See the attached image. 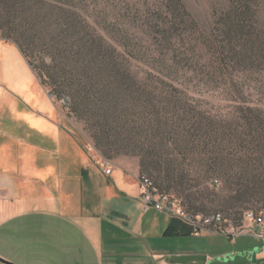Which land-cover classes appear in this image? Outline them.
I'll return each instance as SVG.
<instances>
[{"label":"rangeland","instance_id":"374dc122","mask_svg":"<svg viewBox=\"0 0 264 264\" xmlns=\"http://www.w3.org/2000/svg\"><path fill=\"white\" fill-rule=\"evenodd\" d=\"M0 27L71 80L70 105L52 100L87 153L148 178L190 214L232 222L264 210V0H0ZM201 238L207 253L261 247ZM0 255L30 261L1 243ZM219 259L206 263L242 260Z\"/></svg>","mask_w":264,"mask_h":264},{"label":"crops","instance_id":"0c3cea01","mask_svg":"<svg viewBox=\"0 0 264 264\" xmlns=\"http://www.w3.org/2000/svg\"><path fill=\"white\" fill-rule=\"evenodd\" d=\"M140 194L136 171L112 165L105 175L93 165L84 139L18 48L0 39L1 244L25 253V264H208L216 256L264 264V240L254 237L261 247L246 255L236 246L196 250L203 235L194 237L179 219L144 209ZM41 233L44 239L33 237ZM36 244L45 251L36 252Z\"/></svg>","mask_w":264,"mask_h":264},{"label":"built area","instance_id":"2783aa9c","mask_svg":"<svg viewBox=\"0 0 264 264\" xmlns=\"http://www.w3.org/2000/svg\"><path fill=\"white\" fill-rule=\"evenodd\" d=\"M67 99L60 100L61 105H66ZM88 155L93 165L96 166L103 174L109 175L112 165L109 161L98 155L91 147L88 148ZM138 185L141 190L140 203L144 209H153L155 211L168 214L187 224L191 229L194 237L201 235H220L229 238L240 236H251L259 240H264V214H254L253 212H245L243 214L242 224L237 227L231 225L223 227L222 217L219 214L210 216L193 215L183 210L180 204L173 197L160 193L153 183L146 177H138ZM252 222L259 232L250 228L243 227V222Z\"/></svg>","mask_w":264,"mask_h":264},{"label":"trees","instance_id":"16d2710c","mask_svg":"<svg viewBox=\"0 0 264 264\" xmlns=\"http://www.w3.org/2000/svg\"><path fill=\"white\" fill-rule=\"evenodd\" d=\"M0 30L2 32V38L4 40H6V41H10L11 43H13L18 48V50L20 51V53L22 54V56L26 60L27 64L29 65L30 69L35 73V75H36L37 79L39 80L41 86L45 87L48 90V94L50 96H52V97H54V95L56 94V95L59 96L60 100H62L63 98H66L68 101H67L66 105H64V107H68L70 105V100H69L68 97H66V96H64L62 94L65 91L70 92V93H71V91H73L75 93V91L73 90V87L71 86L73 84L71 82V80L69 82L67 81L66 84H65V82L61 83L57 79V77L55 75H53V73L50 70H51L52 67L55 68V63L54 62L50 63V65H52V67H47L48 69L46 68V66L45 67L37 66L35 64V62H38V59H36L34 57L33 52H30L32 50H29V49H32V48H29L28 45L24 44L25 42H24V38H23L21 32H20V34L18 32H16L17 33L16 36H13V35H11V33L5 32V30H3V28H1V27H0ZM16 30L17 29H15L14 31H16ZM153 185L155 186V188L160 193L166 194V193L160 191L154 183H153ZM186 212L188 213V211H186ZM246 212H248V211H246ZM250 212H253V211H250ZM253 213L256 214V215L261 214V213L264 214V210H259V212H253ZM193 215L206 216V215H203V214H193ZM221 217H222V220H223V223H222L223 227H227L229 225H231L233 227H237V226H240L242 224L243 215H242L240 220H233L232 222L225 220V218L223 216H221Z\"/></svg>","mask_w":264,"mask_h":264},{"label":"water","instance_id":"95a60500","mask_svg":"<svg viewBox=\"0 0 264 264\" xmlns=\"http://www.w3.org/2000/svg\"><path fill=\"white\" fill-rule=\"evenodd\" d=\"M250 253H251V252L248 251V252H244V253H242V254H240V255H246V254H250ZM228 258H229V259H232L233 256H230V257H228ZM228 258L225 257V258H223V259H219V260H221V261H223V262H226V261L228 260ZM0 264H10V263H8V262H6V261L0 259Z\"/></svg>","mask_w":264,"mask_h":264}]
</instances>
